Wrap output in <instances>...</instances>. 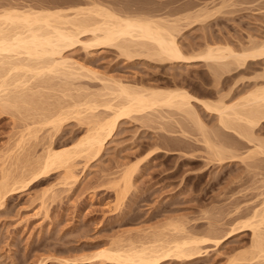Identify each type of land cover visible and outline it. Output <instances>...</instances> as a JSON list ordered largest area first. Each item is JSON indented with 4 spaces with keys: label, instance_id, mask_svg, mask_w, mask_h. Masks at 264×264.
Listing matches in <instances>:
<instances>
[{
    "label": "rangeland",
    "instance_id": "374dc122",
    "mask_svg": "<svg viewBox=\"0 0 264 264\" xmlns=\"http://www.w3.org/2000/svg\"><path fill=\"white\" fill-rule=\"evenodd\" d=\"M94 9L174 25L187 57L208 46L241 53L264 44V0H0L1 14L71 19L78 11L81 19ZM89 38L62 53L79 70L34 79L0 70L1 85L15 80L0 94V264H123L98 254L190 238L204 239L201 254L159 264H264L250 227L258 224L256 212H264V123L243 138L196 101L200 121L174 108L131 114L118 121L100 153L37 176L48 149L72 146L111 118L107 107L119 101L110 88L120 83L139 91L178 88L225 106L264 83V59L243 68L232 60L161 62L133 47H94ZM10 94L19 97L15 105ZM22 175L2 198L4 183ZM257 231L264 244V223Z\"/></svg>",
    "mask_w": 264,
    "mask_h": 264
},
{
    "label": "bare ground",
    "instance_id": "6f19581e",
    "mask_svg": "<svg viewBox=\"0 0 264 264\" xmlns=\"http://www.w3.org/2000/svg\"><path fill=\"white\" fill-rule=\"evenodd\" d=\"M52 13L54 12L0 13V70L5 73L4 76H9L15 72H24L25 76L31 75V78L30 76L29 78L34 79L48 74H59V72H64L68 69H78L79 66L77 64L68 63V61L62 57V53L71 45L79 42L80 37L86 34L90 35L91 38H89V41H91L94 47L117 46L123 50L133 47L132 49L135 51L139 50V52L137 51L138 53L136 52L138 56L156 58V60H161V62H186L192 58H199L206 62H215V64L222 62V64H225L227 60H232V62H234L233 65L237 64L239 67L242 65L245 66L248 62H250L248 63V65H250L253 62L264 59V44L259 46L256 45L251 49H248L249 46L246 48L247 50L243 48L244 50H242L241 53L233 51L232 48H223L224 46H216L217 48L208 46L205 51L203 50V52L199 53L197 56L187 57L177 41V33L180 31H177V29L173 27L174 25L169 26L166 24L168 22L160 21L161 19L124 18L115 13L106 10L103 11L101 9H94L92 12H89L88 16L85 15V18L81 19L79 15H83V13L78 11L75 13V17L71 19H67L61 14ZM129 51L132 50L130 49ZM222 64L218 65L223 66ZM227 65L228 64H226V66ZM226 66L224 65L223 67ZM238 67H235L236 70H239L237 69ZM67 72L69 73V71ZM14 83L15 80H10L8 82L4 81L2 85L0 84V94L1 92L7 91ZM216 83L217 85L219 84L217 81ZM22 85H26V83ZM256 86L257 88L255 90L249 91L250 93L247 94V96L245 95L239 102L237 101L236 105L225 106L226 103L224 104V102H217L219 104L212 105V103L198 99L185 90L178 88L165 89V87H155L154 89H142L139 91L121 86L120 83L113 88L115 89L114 91L110 88V91H112L111 93H113L112 96L116 93L114 95L116 96L115 99L119 101L117 103L118 105L114 106L115 108L113 106L107 107L112 110L111 118L108 119V121H104V123L96 122L93 124L95 126H92V128L90 127L88 135L72 146L64 147L59 150L48 149L42 162L37 166V176H39V174L47 175V173L54 169L66 168L67 170L71 167L72 161L82 154L89 156V154L92 153L95 155L98 154V152L100 153L107 137L112 134L118 121L121 118L130 117L131 114L145 113L147 111L154 112L156 109L163 108H174L200 121L196 109L191 103L192 101L201 104L208 112L217 113L219 115V123L226 130H232L243 138L250 137L251 139L252 136H254L252 131L260 123H264V83L259 85L255 84L254 87ZM25 97L27 96L25 95ZM18 98L19 97L14 94L8 95V101L13 102V105L17 103ZM30 98L32 97L30 96ZM22 99L24 101L25 98L23 97L21 100ZM21 100L20 102H22ZM91 108L87 110L90 111ZM92 109L94 111L95 108L93 107ZM262 147L264 148V146L259 148L262 153H264ZM23 176L24 175L19 179L15 178L11 184L4 183L5 181L3 182L4 186L3 184L2 186L4 192L2 198L6 195V189H8L9 185L16 188L17 185L20 184ZM7 177L8 176H6V178ZM130 178L131 177L126 178L125 181L123 179V182L127 183ZM263 213L261 215V213L259 214L256 212L254 215L253 219L258 220L260 218L257 225L255 224L253 226L250 223V227L254 232V238H256V241L254 240L256 242V245L254 244L255 250L260 257H264V244H262V235H260L257 230L258 226L264 223ZM203 240L204 239L198 240V238H190L189 240L184 239V241L173 240V242L171 241L159 246L155 245V247L154 245L149 248L140 247L141 249L128 248L124 250L123 248L117 247L111 250L109 249L110 251H101L98 256L104 257L106 260L108 259L123 264L128 262L135 264H159L171 258L192 260L201 254L199 246L204 243ZM260 241H262V243Z\"/></svg>",
    "mask_w": 264,
    "mask_h": 264
}]
</instances>
